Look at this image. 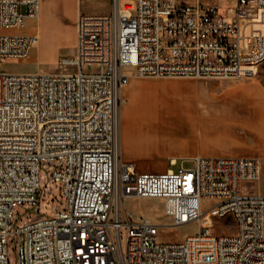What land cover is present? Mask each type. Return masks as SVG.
<instances>
[{
	"label": "built area",
	"instance_id": "2783aa9c",
	"mask_svg": "<svg viewBox=\"0 0 264 264\" xmlns=\"http://www.w3.org/2000/svg\"><path fill=\"white\" fill-rule=\"evenodd\" d=\"M40 14L41 0H0V264L10 248L17 264H264V193L243 188L261 178L259 158L197 155L140 171L122 158L119 128L132 77L253 75L264 0H110L108 12L76 15L73 54L57 61L72 71L2 70L39 46L19 30ZM42 163L62 205L15 222L38 201ZM130 196L162 199L172 227L194 221L197 232L161 239L159 223L125 207ZM225 216L235 232H212Z\"/></svg>",
	"mask_w": 264,
	"mask_h": 264
},
{
	"label": "rangeland",
	"instance_id": "374dc122",
	"mask_svg": "<svg viewBox=\"0 0 264 264\" xmlns=\"http://www.w3.org/2000/svg\"><path fill=\"white\" fill-rule=\"evenodd\" d=\"M212 1V0H203ZM225 0H218L223 4ZM110 8V0H42L41 19L27 20L26 28L34 30L39 28V46L32 50L30 55L19 61L9 60L1 63V69L8 72H61L72 71L71 65H59V56L73 54L75 46L74 21L79 12H106ZM264 59V57H262ZM132 69H126L131 73ZM246 85L251 86L253 93L247 94ZM138 88L144 91L161 92L164 96L175 95L174 108L184 114L191 112L194 116L184 115L182 120H176V113L164 105L165 100L157 99L148 105L154 112L162 113L165 120L152 121L146 118L148 130L158 139L146 141L144 152L172 151L176 146L184 147L185 142L179 140L192 139L193 144L202 143V139H226L224 135L236 137L255 147L262 144V139L254 134L256 129L264 128V62H261L253 75L246 78H217V79H188V78H155L132 77L120 93V117L127 104L130 93ZM246 92V93H245ZM171 102V101H170ZM236 104V106L234 105ZM233 106V107H232ZM222 112V115L218 113ZM244 112V113H243ZM255 118V119H254ZM153 126V127H151ZM224 126L223 129H217ZM214 130H211V129ZM211 131H210V130ZM264 136V131L261 132ZM169 137V138H166ZM213 140V146H214ZM225 144V143H224ZM161 147V150L155 148ZM187 146V145H186ZM218 146V145H215ZM219 146V147H223ZM127 149L122 147L121 152ZM127 161V160H126ZM264 162V160H262ZM192 165L189 159H179L177 165L170 168ZM46 163H42L39 172L40 193L35 205H22L18 207L14 221L29 220L49 215L61 207V200L57 189L48 177ZM159 167H150L151 170H163ZM244 189L264 193V164H262L261 178L257 182L246 183ZM210 202L203 200L202 209L207 210ZM125 207L136 213L152 218L161 227V239L165 241H180L187 235L197 232V223L190 222L177 227L171 226V219L164 214L163 200L159 198H138L134 196L125 199ZM27 217V219H26ZM207 214L203 218H207ZM212 232L215 234H231L235 232V222L231 216L220 217L215 220ZM10 264H17V255L14 249H9Z\"/></svg>",
	"mask_w": 264,
	"mask_h": 264
},
{
	"label": "crops",
	"instance_id": "0c3cea01",
	"mask_svg": "<svg viewBox=\"0 0 264 264\" xmlns=\"http://www.w3.org/2000/svg\"><path fill=\"white\" fill-rule=\"evenodd\" d=\"M108 11H106V12H108ZM41 13H42V0H41ZM89 13H93V12H89ZM96 13H99V12H96ZM102 13H105V12H102ZM75 18H76V15H75ZM39 19H41V14H40V17L36 20L39 21ZM28 20H34V19H28ZM19 32L25 33V34L38 33L40 36L39 28H35L34 30H30V29L24 27L23 29L19 30ZM261 62H264V59H262V57H259L258 65ZM130 80H129V82H130ZM246 88H247V90H246L247 94L251 95L253 93L252 91H254L253 88L251 86H248V85H246ZM258 100L261 101V104H264V100H261V99H258ZM262 112H264V110L258 112V114L262 113ZM218 114L222 115L223 113L219 112ZM262 118H264V117H262ZM223 128H224V126L218 127L217 129H223ZM211 130H214V129L212 128ZM262 131H264V128L256 129L254 132V134L259 136L260 139H262V144L258 143L257 146H255V147L250 146L246 141L238 140V138H236V137H229V136L224 135L226 139H220V140H224V141H222L223 143H220V144L217 143L216 142L217 140L212 138V137H209L210 140L202 139V141H201L202 143H200L196 146H195V144H193L192 139L179 140L177 143L185 142V144L187 146L184 145V147H182V146H176L175 145V148L172 151L144 152V151H140V150H134V149L128 147V148H125L127 150L124 151L125 152L124 157L126 158L127 162L135 165L136 169L140 170V171H163L166 169H173V168H170V166L171 165H177L179 162V159H183V160L189 159L192 162V158L194 156H197V155H199V156H237V155L252 156V157L259 158L262 162V160H264V136L260 135ZM213 140H215L214 146L212 145ZM215 145H218V146H215ZM222 145H224V146L219 147ZM121 153L123 154V152H121ZM122 158H123V156H122ZM262 164H264V162H262ZM165 166H166V168L163 170L148 169L150 167L163 168ZM180 167H184V166H180Z\"/></svg>",
	"mask_w": 264,
	"mask_h": 264
},
{
	"label": "bare ground",
	"instance_id": "6f19581e",
	"mask_svg": "<svg viewBox=\"0 0 264 264\" xmlns=\"http://www.w3.org/2000/svg\"><path fill=\"white\" fill-rule=\"evenodd\" d=\"M246 78L244 76H239L232 79ZM158 91V90H157ZM144 91L140 88L130 93L129 100L124 107V111L119 116V128H120V149L121 143L123 148H132L134 150L145 151L148 149L146 146V141L158 139L157 135L151 133L147 126L145 125L148 117L152 121L162 120L166 118L162 113H156L151 108L148 107L150 102L157 99H164V105L170 108L171 112L176 113V120H182L184 115L194 116L191 112L184 114L177 112L174 108V98L175 95L168 97L164 96L161 92ZM121 93V92H120ZM120 98V95H119ZM171 101V102H170ZM234 105V104H233ZM236 106V104L234 105ZM120 114V110H119ZM153 127V126H151ZM169 138V137H166ZM156 150H161V147L155 148ZM205 215V214H204ZM203 215V217H204ZM202 220V219H201ZM187 224V223H185Z\"/></svg>",
	"mask_w": 264,
	"mask_h": 264
}]
</instances>
